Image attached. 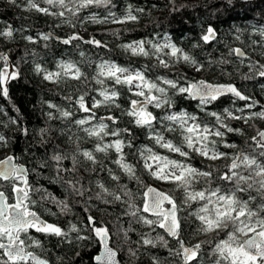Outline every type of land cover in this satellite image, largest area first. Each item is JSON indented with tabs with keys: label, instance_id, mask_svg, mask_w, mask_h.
Returning a JSON list of instances; mask_svg holds the SVG:
<instances>
[{
	"label": "trees",
	"instance_id": "trees-1",
	"mask_svg": "<svg viewBox=\"0 0 264 264\" xmlns=\"http://www.w3.org/2000/svg\"><path fill=\"white\" fill-rule=\"evenodd\" d=\"M112 3L114 7L112 5L92 7L82 10L76 16L66 12L65 17L60 18L28 10L24 0H17L15 5L9 3V0H0V30H6L5 26L10 25L14 33L12 38L0 36V52L9 55L8 71L19 69V78L11 80L7 85L9 97L6 98L0 94V134L5 135L8 141L5 147L0 148V159L14 155L15 160L24 164L29 170V181L33 187L47 189L56 199L67 200L72 211L61 213L56 204L48 200H40L42 193H30L31 198L38 201L33 206V210L48 222L57 223L67 230L71 223L77 224L78 227L87 224V216L91 214L109 228L112 234L110 243L118 250L124 264H155L154 257L160 261V264H182L181 255L174 254L180 248L177 242L178 238L170 236L158 225H145L137 222L136 217L126 214L132 209L129 208L128 203L123 202L127 200V197L123 196L122 186L126 185L127 189L131 190L135 196L134 202L141 209L143 207V192L146 189L141 187L135 179H130L113 162L118 158V154L114 150H110L107 155L97 153L99 163L95 165L79 155L75 165L77 170L71 171L73 165L70 157L76 149L74 140L79 138L81 150H93L95 145L100 143L97 138L88 137L82 128L73 122L88 115L83 111H77L76 100L79 95L87 93L85 99L90 107L93 98L103 100L100 95L103 88H112V82L106 77H100L105 80L104 85L97 84L94 79L99 71V65L105 61L114 62L122 67L140 69L152 80H156L158 76L175 79L181 73L190 80L204 79L211 82V77H213L217 83H236L247 96L256 101L260 97L264 99V88H262L264 78L255 76V69L249 68V65L256 61L259 64H264V36L259 32V29L264 27V0H250L249 3H244V0H233L232 5H228L226 0H175V7L180 8L176 12L170 11L173 4L169 0H112ZM129 5L133 9H144L138 22L116 24L112 23L109 17L108 23H91L85 19L93 14L103 19L109 15V12L115 13V16L120 18L126 14ZM182 5L186 7H180ZM40 6L46 7L47 5L40 2ZM52 10L59 11L60 9L53 8ZM66 19L72 20L76 27L72 28L63 23ZM209 24L218 30V34L216 40L205 44L200 40V37ZM57 25L60 26L57 27ZM237 29L242 32L239 40H236ZM73 32L79 33L85 39L94 36L107 47H96L75 41L73 44L64 45L60 39L66 38ZM44 33H51L53 39L43 41L42 34ZM29 35L33 36L37 42H29L26 39ZM165 36L170 37L172 42L184 49L198 62L203 63L205 70L199 75L192 74L186 67H183L187 66L183 62L167 69L159 66L153 67V65H158L153 58L133 56L121 47L142 39L153 41L159 39L162 42V38ZM45 44L48 46L45 47ZM194 45L198 46L194 47ZM235 47L242 48L246 56L237 57L230 54L229 49ZM221 60L229 62L218 64L217 62ZM61 61L75 63L86 73L87 80L76 81L69 77L55 83L44 80L41 74L35 72L36 64H40L42 68L49 71H58V64ZM209 63H211V67H209ZM3 66L4 61H0V67ZM224 72L231 73V75H223ZM246 74L253 75L254 78L243 79ZM116 88L120 95L115 99L120 107L101 106L97 108L95 110L97 119L83 127L94 126L100 118L118 117L119 119L115 122H110L107 119L104 122L109 124L110 129L129 128L131 130L134 135L132 148L124 149L127 162L134 165L136 174L141 178L143 184L148 185L149 181L156 184V180L150 176L141 162V149L151 148L153 152L167 155L171 159L182 158L178 154L169 153L166 149L155 145L147 129L137 128L134 123H131L132 117L122 114V110L131 108L130 101L132 99L140 98L132 95L127 86L117 85ZM68 96H71L72 99H65ZM174 99L175 106L172 109H153L152 106H149V110L154 111L157 116L187 111L197 114L201 120L209 123V126L215 123L214 118L205 116L198 107V100L188 97H175ZM247 103H251V100L244 101L224 96L208 105L207 110L222 113L225 108H228L236 111L245 108ZM50 104H55L61 109L71 110L75 115L70 120L59 118L49 120L47 113L50 111L58 116L57 110L51 109ZM261 110H264V103L258 101L254 109L245 108V114L249 111ZM237 114L240 113L237 111ZM13 120L17 123L13 124ZM165 123L172 124V122H163L157 125L158 130H162ZM230 123L234 128H242L244 135L230 133L227 140L230 143H235L237 148L224 149L221 145L220 150L230 153L243 150L259 157L261 150L254 144L251 137L264 130V120L256 119L248 124L233 120ZM22 127L29 129L27 136L19 130ZM42 128H49L50 133L41 137L40 129ZM61 130H63V135ZM174 137L176 138L174 142L180 139L178 133L167 134L169 139ZM42 139L48 143L41 144ZM113 139L114 137L108 136L104 138L103 142H111ZM57 147L60 149L59 153H57ZM54 154H62L69 159L58 163L51 160V156ZM260 159H264V157H260ZM45 162L47 165L45 169L38 167L40 163ZM190 163L203 170L207 161L193 155ZM226 163L227 161H216L213 166L223 172L226 170L224 168ZM101 164L104 166L103 169ZM57 167L68 169L66 172H60L62 177L60 180L55 179ZM108 169H111L114 175L120 176V180H113L109 176ZM69 180L79 181L77 186H83L85 190L83 196L71 190L66 183ZM99 184H103L110 192L121 195L122 201L111 202L112 197L104 193ZM0 185H2L0 190L5 191L7 195L10 191L8 182L0 179ZM203 186V182H201L196 186L197 190ZM212 186L230 188L231 184L217 180L213 182ZM21 187H23L22 184ZM162 188L169 192L178 204H182L184 196L181 189L176 188L174 184H165ZM98 194L102 199H97ZM252 195H256L254 190ZM247 196L248 193L243 194V198L246 199ZM104 199H107L109 203H104ZM8 202L15 203V193L11 194ZM253 203L254 205L259 204L260 197L257 196ZM198 207L199 204L193 202L190 207L184 205L181 208L182 229L179 238L195 242L208 235L198 232L200 222L191 215ZM45 209H50L57 215L50 216ZM137 215L157 219L155 215L143 211ZM124 230H127V238L124 235ZM29 234L40 239L44 245L43 249L33 247L29 250L50 259L52 264H97L94 257L99 254L101 244H98L95 239L88 241L82 247L76 242L74 233H70V240L63 243H58L59 238L55 236L46 237L36 233L34 229ZM81 234H88L87 229H84ZM142 236L153 240L163 236L167 241V247H163L159 243L155 247L142 245L139 243ZM129 248L138 250L135 258L129 255ZM211 249L213 248L205 243L200 253V264H215L217 256L212 253ZM76 253L80 255L77 256ZM57 257H62V262Z\"/></svg>",
	"mask_w": 264,
	"mask_h": 264
},
{
	"label": "snow or ice",
	"instance_id": "snow-or-ice-1",
	"mask_svg": "<svg viewBox=\"0 0 264 264\" xmlns=\"http://www.w3.org/2000/svg\"><path fill=\"white\" fill-rule=\"evenodd\" d=\"M40 2L46 4V7H41ZM173 7L172 12L179 11L180 8L175 7V0H169ZM228 5L233 4V0H226ZM250 0H244V3H249ZM9 3L15 5L17 0H9ZM28 10H34L45 16L65 17V13H71L76 16L82 10L92 7H108L113 5L112 0H24ZM180 7H186L184 5ZM53 8H59V11H53ZM144 12V9H133L128 6L124 16L117 18L115 13L109 12V15L103 19L98 18L95 14L85 18L91 23H108L109 17L112 23L124 24L128 22H138L139 16ZM135 13V14H134ZM78 18V17H77ZM63 23L68 24L72 28L76 24L70 19H66ZM60 25H57L59 27ZM6 30H0V36L7 38L13 37V29L10 25H6ZM236 40L240 39L242 32L237 29ZM260 35L264 36V27L259 29ZM218 30L209 24L200 37L205 44L216 40ZM159 35V34H158ZM29 42L36 43L33 36L26 37ZM53 39L51 33L42 34L43 41ZM59 39V37H56ZM83 42L84 44L93 45L96 47H107L106 44L96 39L94 36L85 39L79 33L73 32L66 38L62 39L64 45L73 44V42ZM48 45L45 44V47ZM147 46V47H146ZM198 45H194L197 47ZM121 47L125 51L130 52L133 56H143L155 58L158 65L162 68H170L178 63L191 65L195 71L202 72L205 70V65L198 62L193 56L189 55L176 43L172 42L170 37H163L162 42L158 39L153 41L138 40L124 44ZM230 54L237 57H245V51L240 47L230 48ZM0 61H4V66L0 67V94L4 97H9L8 83L11 80L19 78V69L8 71L9 55L0 52ZM227 60H221L218 64L228 63ZM243 62V61H241ZM258 65V67H257ZM211 67V63H209ZM58 71H49L42 68L40 64H36L35 72L41 74L46 81L55 83L61 82L63 78H71L76 81H86L87 76L80 67L75 63L61 61L58 64ZM250 69H255V76L264 78V64H259L258 61L249 65ZM223 75L230 76L231 73L224 72ZM100 77H106L112 82V88H103L100 95L103 100H92L91 107L86 102L87 93L79 95L76 103L78 104L77 111H83L88 115L85 118L76 119L73 122L80 126L88 137L97 138L100 143H97L93 150H81L79 146V138L73 142L76 144L74 154L70 157L72 162L71 171L75 172L77 156L82 155L86 161L93 165L99 163L97 153H107L114 150L118 154V158L113 162L123 170L130 179H135L141 187L145 188L143 192V207L142 209L136 205L135 196L127 186H122L123 196L127 197L125 203H128L132 209L129 214L137 218V222H141L148 226L158 225L161 229H166L167 233L173 237H177V242L180 248L174 253L175 255L183 256L184 264H200V250L204 243L209 241H201L191 247L184 244V241L179 239L182 229L181 217L178 215L184 205L191 206L193 202L199 204V207L191 215L195 216L200 222L198 229L199 233H214L219 236L224 234V238H220L215 243L214 254L217 256L215 264H264V131H259L256 136L251 137L256 141L257 147L261 150L259 157L246 153L241 150L239 152L221 151L220 146L224 149H236L235 143H230L227 137L230 133L244 135V130L239 127H232L231 121H243L248 124L256 119L264 120V110L249 111L245 114V108L251 110L256 107L258 101L250 96L244 95L234 83L227 84H212L207 80H190L184 74H179L177 78L170 79L164 76H158L156 80L149 79L145 72L140 69L130 67H122L114 62L105 61L99 65V71L96 83L105 84V80ZM253 75L246 74L243 79H253ZM127 86L128 91L132 95L140 99H132L130 101L131 108L122 110V114L132 117L131 123H134L137 128L147 129L151 139L155 145L166 149L169 153L178 154L182 159H171L167 155H160L153 152L151 148L141 149L140 155L144 157V168L150 176L156 181H163L174 184L176 188L183 192L182 204H178L173 196L158 191L156 188L143 184L141 178L136 174L134 165L127 162L124 152L125 148L131 149L134 139L129 128H114L110 129L109 124L105 123L107 119L110 122H115L119 118L116 116H108L100 118L99 122L94 126L84 128L86 124L94 119H97L95 110L101 106L120 107L116 103V99L120 93L116 86ZM264 88V86H262ZM230 94L240 100L250 101L245 108H240L236 111L225 108L222 113L216 111H208L207 106L213 104L221 97ZM175 97L198 99V107L204 112L205 116L212 117L215 120L214 124L209 126V123L200 119L197 114L181 111L179 114L172 112L163 116H157L154 111L149 110V106L153 109L169 110L175 106ZM71 100L72 97H65ZM51 109H56L58 116L53 112L47 113L48 119H68L70 120L75 113L71 110L58 108L55 104H50ZM237 111L240 114H237ZM163 122H172V124H164L162 130H158L157 125ZM13 124L17 121L13 120ZM25 136L29 134L27 127L19 129ZM50 133L49 128L40 129L41 137ZM178 133L180 139L174 142L176 138H167V134ZM63 135V130H61ZM114 137L111 142H103L105 137ZM125 137V138H122ZM259 137V139H257ZM8 141L5 135L0 134V148L7 145ZM46 140H41V144H47ZM60 149L57 147V153ZM147 152V155H145ZM193 155L204 158L207 163L202 170L193 166L190 160ZM15 156L8 155L4 159H0V179L8 182L9 193L0 190V264H52L48 258L38 255L35 251H30V248L43 249V242L30 235L31 230L44 236H55L59 238L58 243H63L70 240V233L75 234V240L79 246H85L90 240L95 239L98 244L103 245V251L95 255L94 259L97 264H121V259H118L119 252L114 246H110L112 234L106 225H103L91 214L87 216V224L78 227L77 224L71 223L67 230L57 223H50L43 219L41 215L33 210V206L38 203L32 199L30 193H42L40 200H48L56 204L61 213L71 212L72 208L67 200L56 199L51 193L44 188H35L29 181V170L15 163ZM69 157L62 154H54L51 160L61 162ZM227 161L224 165L226 169L220 172L215 168L214 162ZM39 168L45 169L46 162L40 163ZM101 164V168L103 169ZM95 170V169H92ZM35 171V169H33ZM61 171L68 169H56V180L62 179ZM109 176L119 181L120 176L114 175L111 169H108ZM40 174V173H37ZM231 184L230 188L221 186L213 187L214 181ZM203 182V187L197 190V185ZM71 190L76 194L83 196V186H77L79 181L66 182ZM21 184L23 187H21ZM2 187V185H0ZM99 187L104 193L112 197L111 202L122 201V196L115 192H110L103 184ZM256 195H252V191ZM12 193H15V203H9L8 200ZM248 193L247 198H243V194ZM257 196L260 197V203L254 205ZM97 199H102L98 194ZM165 201L170 205L169 208H164ZM104 203H109L104 199ZM48 211L50 216H56V212ZM153 213L157 219H149L146 216H138L139 212ZM84 229H87L88 234H81ZM124 235L127 238V230H124ZM145 246L155 247L159 243L163 247H167V241L163 236L156 240L142 236L139 242ZM138 250L129 248V255L133 258L137 256ZM79 256V253H76ZM61 260L62 257H57ZM155 264H160V261L153 258Z\"/></svg>",
	"mask_w": 264,
	"mask_h": 264
},
{
	"label": "flooded vegetation",
	"instance_id": "flooded-vegetation-1",
	"mask_svg": "<svg viewBox=\"0 0 264 264\" xmlns=\"http://www.w3.org/2000/svg\"><path fill=\"white\" fill-rule=\"evenodd\" d=\"M256 136V135H255ZM254 142V144L256 145V141L255 140H252ZM257 146V145H256ZM168 205H165L164 207H167ZM182 221V220H181ZM165 230V229H164ZM177 238V237H175ZM219 238H224V234L223 233H220L219 236H217V234H214V233H208V235L204 236V237H201L198 241H195V242H189L187 240H185L184 238H179L181 240H183L185 242V245L190 247L196 243H200L201 241H209L210 243H206L210 248H213L211 249L212 253H214V247H215V243L218 242V239ZM205 243L202 245L201 247V250H200V253L204 247ZM181 259H182V264H184V260H183V256L181 254ZM168 264H171V263H168ZM189 264H191V262H189ZM214 264V263H213Z\"/></svg>",
	"mask_w": 264,
	"mask_h": 264
},
{
	"label": "water",
	"instance_id": "water-1",
	"mask_svg": "<svg viewBox=\"0 0 264 264\" xmlns=\"http://www.w3.org/2000/svg\"><path fill=\"white\" fill-rule=\"evenodd\" d=\"M62 39H63V38L60 39L61 42H62ZM209 83H212V84H227V83H232V82H227V83L209 82ZM234 84H236V83H234ZM236 86H237V84H236ZM237 87H238V86H237ZM238 88H239V87H238ZM239 89H240V88H239ZM240 91H241L244 95L247 96V94H246L245 92H243L241 89H240ZM225 96L233 97V96H231L230 94L225 95ZM223 97H224V96H223ZM233 98L238 99V98H236V97H233ZM194 100H198V99H194ZM239 100H240V99H239ZM262 131H264V130H262ZM257 139H259V137H257ZM5 158H6V157H5ZM3 159H4V158H3ZM14 162L26 168V166H25L24 164H22V163H20V162H17L16 160H15ZM26 169H27V168H26ZM150 186L156 188L158 191H162V192H164V193H167V194L171 195L169 192H167V191H165V190L159 188V187L156 186V185H150ZM171 196H172V195H171ZM164 205H168L167 207H164V208H169V207H170V205L168 204L167 201H165ZM149 213H151V212H149ZM37 214H38V213H37ZM151 214H153V213H151ZM153 215H154V214H153ZM178 215L180 216V212L178 213ZM43 219H44V218H43ZM165 231H166V229H165ZM166 232H167V231H166ZM170 236H171V235H170ZM172 237H173V236H172ZM184 244H185V242H184ZM110 246H112L111 243H110ZM190 247H191V246H190ZM115 249H116V248H115ZM102 251H103V245L101 244V248H100V251H99V252H102ZM117 258H118V259H121V257H120V253H119V255H118ZM95 262H96V261H95ZM96 263H97V262H96ZM121 264H124L123 261H122V259H121Z\"/></svg>",
	"mask_w": 264,
	"mask_h": 264
},
{
	"label": "rangeland",
	"instance_id": "rangeland-1",
	"mask_svg": "<svg viewBox=\"0 0 264 264\" xmlns=\"http://www.w3.org/2000/svg\"><path fill=\"white\" fill-rule=\"evenodd\" d=\"M117 24V23H116ZM154 59V61L155 62H157L158 63V61L155 59V58H153ZM183 67H186L192 74H195V75H199V74H201L202 72H197V71H195L194 70V68L191 66V65H185V66H183ZM212 78V80H211V82H215V79L213 78V77H211ZM258 99V101L259 102H261V103H264V99L263 98H257ZM91 107V106H90ZM145 155H147V154H145ZM141 162L143 163V165H144V157H142L141 156ZM157 183L155 184L153 181L152 182H150L149 181V184H148V186H150V185H156V186H158L159 188H161V189H163L162 187H164V185L165 184H171V183H167V182H163V181H156ZM164 190V189H163ZM105 225V224H104Z\"/></svg>",
	"mask_w": 264,
	"mask_h": 264
}]
</instances>
